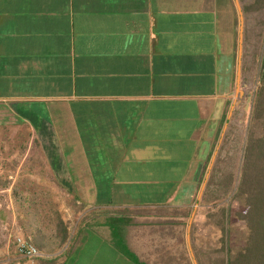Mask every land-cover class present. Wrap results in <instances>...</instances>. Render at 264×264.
Wrapping results in <instances>:
<instances>
[{
  "label": "crops",
  "instance_id": "obj_1",
  "mask_svg": "<svg viewBox=\"0 0 264 264\" xmlns=\"http://www.w3.org/2000/svg\"><path fill=\"white\" fill-rule=\"evenodd\" d=\"M239 36L236 0H0V196L23 238L27 199L66 225L15 264H215L200 201L246 106Z\"/></svg>",
  "mask_w": 264,
  "mask_h": 264
},
{
  "label": "trees",
  "instance_id": "obj_2",
  "mask_svg": "<svg viewBox=\"0 0 264 264\" xmlns=\"http://www.w3.org/2000/svg\"><path fill=\"white\" fill-rule=\"evenodd\" d=\"M241 1L245 18L244 79L257 61L259 85L253 94L248 128L244 134L237 128H227L200 201L203 219L216 224L222 234L215 264H264V0ZM232 200H237V206L230 204ZM237 220L246 228L240 243H235L231 234L230 224ZM2 231L0 226V249H5ZM13 245L20 255L15 238Z\"/></svg>",
  "mask_w": 264,
  "mask_h": 264
},
{
  "label": "rangeland",
  "instance_id": "obj_3",
  "mask_svg": "<svg viewBox=\"0 0 264 264\" xmlns=\"http://www.w3.org/2000/svg\"><path fill=\"white\" fill-rule=\"evenodd\" d=\"M245 57L248 60L249 55H246ZM253 64H254V69L252 73L249 74L248 70L246 72L248 75L247 80L245 79L246 106L245 107L242 106L240 108V113H239L240 116L236 117L235 121L232 122V126H231V128H237V130L241 132V134H244V129L248 128V120L252 106L253 94L255 89H257L259 85L257 61L256 62L254 61ZM243 110H245V112ZM4 152L5 154H7V159H5L6 164L4 163L0 164V186L1 185L8 186L10 184L8 175L12 174L14 172V169H16L14 151L6 150L3 151V153ZM13 200L14 199H11V201ZM8 202L10 203V199L4 198V196H0V226L1 229L3 230L2 231L3 236L5 237V241H6L5 243L6 248L0 249V264H7L10 262H13L12 264H15L16 262L14 261H17L20 258L18 254L16 255L15 246L13 245L14 238L19 236L20 233L19 231H17L15 227L16 225H14V222L12 220L13 216L10 214L9 210H6L8 209L7 208V206L9 205ZM26 202L34 203L33 213L30 212V210L32 209L31 206H29L28 208H24L27 209V212H29L27 213L28 214L27 216H29L28 218L32 219V221L34 220V224L32 225L28 222L21 223L24 226V236L28 238V235L32 234L34 236L33 239H31L32 243L36 244L38 248L40 246L36 242L42 244L43 250L45 251H48L49 248L50 249L61 248L62 247L60 246L61 244L59 245L53 244L52 246H50V243L54 241L56 243L57 242L61 243L64 239V236L60 233H62V231L64 230L63 226L66 227V225H64V220L61 218V213H56L54 209L55 208L54 204H51L49 202V199H43V198L34 199V200L27 199ZM224 202L225 203L229 202V196L227 199H225ZM230 204L233 206H237V200H232ZM39 205H41L40 208ZM39 211H41V213H39ZM200 216L203 219V215L200 214ZM26 226H30V227L25 228ZM230 226L232 227L231 234L233 235L232 238H234L235 243L242 242V240H244L243 237L245 235V229H246L244 227L243 221L241 220L234 221L230 224ZM58 228L60 229L59 234L57 230ZM54 231L55 233L53 234L52 232Z\"/></svg>",
  "mask_w": 264,
  "mask_h": 264
},
{
  "label": "built area",
  "instance_id": "obj_4",
  "mask_svg": "<svg viewBox=\"0 0 264 264\" xmlns=\"http://www.w3.org/2000/svg\"><path fill=\"white\" fill-rule=\"evenodd\" d=\"M16 244L18 245V250L21 255L26 256V257H35L40 254L39 249L37 246L32 244L29 240L17 236L15 237Z\"/></svg>",
  "mask_w": 264,
  "mask_h": 264
},
{
  "label": "water",
  "instance_id": "obj_5",
  "mask_svg": "<svg viewBox=\"0 0 264 264\" xmlns=\"http://www.w3.org/2000/svg\"><path fill=\"white\" fill-rule=\"evenodd\" d=\"M239 12H240V36H239V53L242 55L243 49V36H244V14L241 8V4L239 0H236ZM241 61V58H240Z\"/></svg>",
  "mask_w": 264,
  "mask_h": 264
}]
</instances>
